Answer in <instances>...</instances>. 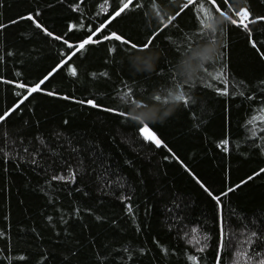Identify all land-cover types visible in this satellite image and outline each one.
<instances>
[{
  "label": "trees",
  "instance_id": "1",
  "mask_svg": "<svg viewBox=\"0 0 264 264\" xmlns=\"http://www.w3.org/2000/svg\"><path fill=\"white\" fill-rule=\"evenodd\" d=\"M50 2L53 3V8L44 13L43 19L50 30L55 27L58 34H63L67 31L64 26L69 20L75 23L80 18V13H73L69 7V4L78 3L79 0ZM112 2L113 0H108V5ZM236 2L240 3L241 0ZM141 3L146 5L142 11L154 14V7L161 8L163 12H171L177 4L182 5L186 0H163V3L161 0H136V4ZM252 4L257 12L264 11V4H261L260 0H252ZM30 6H36L35 0H5L4 4L0 5V20L6 22V18H15L18 13L24 14ZM106 6L104 0H86L82 8L86 9L88 22L95 24L98 15L106 18V14L101 12ZM180 23L185 30L191 29L194 23L193 13L186 10L180 17ZM34 31V26L30 27L29 22L10 25L6 33L0 31V49L4 48L6 37V43L15 53L14 57L0 61V72L6 73L9 79L14 78V70L19 68L30 81L52 62L61 47L66 48L62 42L45 38L42 34L34 35ZM73 31L83 30L77 28ZM171 31L170 29L169 32ZM173 40L176 45L183 42L178 33L173 35ZM225 43L229 44L231 54L230 65L227 62L225 64L227 75L211 81L210 76L205 74L203 82L193 85L194 88L200 89L198 95L203 98L206 106V114L202 117L203 123L200 128L193 127L191 113L187 116L174 117L160 125L162 138L214 188H221L222 181L229 182V177L230 182L238 183L239 179L244 178L245 173L250 174V169H256L258 165L264 166L261 162L264 158L250 151L243 154L247 148L245 137L259 142V137L264 132V124H260L258 120L254 124L246 123L255 114L253 110L258 107L261 93L264 92V86L259 83L264 79V65L256 60L254 51L246 45L245 33L242 30L233 29ZM108 46V44L95 46L88 52L86 59L79 61V79L68 77L67 69H64L61 75L51 80L49 88L75 91L78 97L95 95L101 102L119 104L120 101L116 100L115 96L118 91L126 90L122 87V80L124 85L137 90L148 87L151 81L146 83L144 77L135 75L127 65L124 66L127 77L125 78L118 74L117 67L105 64ZM228 55V51H225V57ZM116 60H120L119 55L116 56ZM218 70L219 65H213L208 68V73L214 75ZM85 71L89 73L95 71L97 76L86 77ZM104 71L109 72V77L100 75ZM229 76L235 80H245L248 85L245 89L246 96L253 95L255 103L238 96L224 97L215 92L216 87L224 86L223 80ZM133 77L135 84L132 83ZM11 87L13 86L0 84V108L10 106L9 101L12 97L10 92L5 90ZM136 98L139 99V95ZM35 111L32 127L23 125L21 120H17L15 124V129H27L30 133L26 139L13 137L22 142L9 144L8 147L0 141V148L9 152L11 157L23 156L25 159L29 158L34 148L39 147V141L34 140L38 134L45 139L47 145L41 149L44 153L43 158L36 157L37 165L19 161L22 168L16 170L15 160L0 164V226L11 225L7 230L12 234L13 245L23 247L24 245L17 244V238L23 236L24 239H28V236H31L34 252H43L45 249L54 252L57 245L84 244L86 248L92 245L93 253L101 252L105 256L107 253H104L103 249H108L113 253L114 264H178V262L182 264L181 251L185 245L183 240H178V233L183 236L184 231H189L195 226L197 218L201 221L209 219L213 208L209 203L210 198L184 172L177 161L163 160L164 155H170L166 149L156 150L153 146L145 147L141 151L139 145L130 142L129 135L123 133L110 114L89 106L41 96L37 100ZM29 115H23V120H28ZM66 118L70 123L65 128L62 121ZM36 119L40 120L38 126L35 125ZM256 124H260V127L256 136L252 137L251 130L256 128ZM56 132H62L63 138L57 140L53 135ZM225 136L230 140L228 153L216 147L218 140ZM72 140H79L80 143H69ZM92 144H99L104 149V156L112 164L111 170L106 172L98 160L93 162L88 159L85 161L86 167L80 166L79 182L68 183L50 179L54 171H63L61 164L67 162L75 168L84 159L83 151L77 154L72 149H83L85 145ZM25 148L28 149L27 153L24 151ZM125 160L132 163L125 164ZM53 162L54 168L50 167ZM4 167L9 169L7 173L3 171ZM33 168L36 170L33 171ZM119 176L124 178L121 181L124 184L122 190H117L111 185L102 188L106 179L115 181ZM46 179L49 184H45ZM41 187L44 188V192L40 191ZM77 189L80 191L77 192ZM85 191L89 193L88 196H84ZM121 191L125 196L133 197L129 201L133 205L131 214L124 210L125 202L118 199ZM225 205L226 216L230 210H235L236 217L246 216L253 221H256L257 217H264V175L258 179L254 178L246 186H241L231 195L230 203L226 197ZM77 206L81 209L90 207L93 213L81 210L80 215L76 216L72 214V209ZM96 215H101L104 220L97 221ZM133 215L136 217L135 222L132 219ZM5 216L8 217L7 221L4 220ZM46 216L53 217L51 224L44 219ZM61 216L64 217V224L59 223ZM112 219L116 220L115 225L111 223ZM140 222L150 227L142 228L138 232L135 223ZM257 226L259 227L258 221ZM33 228L40 232L41 239L35 238ZM24 232L28 236H24ZM153 236L157 237L161 244L178 249L176 254L163 257L152 240ZM243 238L240 237L241 240ZM124 246L132 248L134 252L141 246L149 251L143 254L142 259L138 256L134 260H129L127 254L122 252ZM116 252H120L121 255H115ZM202 255L207 256V253ZM5 264L9 262L5 261ZM49 264H52L51 260ZM226 264H232V260L226 258Z\"/></svg>",
  "mask_w": 264,
  "mask_h": 264
},
{
  "label": "snow or ice",
  "instance_id": "2",
  "mask_svg": "<svg viewBox=\"0 0 264 264\" xmlns=\"http://www.w3.org/2000/svg\"><path fill=\"white\" fill-rule=\"evenodd\" d=\"M4 2L5 0H0V5ZM85 2L86 0H79L78 3L69 4L73 13H80V18L75 23L69 20L64 26L67 31L63 34H58L55 27L50 30L43 19L44 13L53 8L50 0H35L36 6H30L24 14L18 13L15 18H6V22L0 20V31L2 32L6 33L10 25L16 26L22 22H29L30 27L34 26V35L42 34L43 37L52 38L66 46V48L61 47L52 62L30 81L19 68L14 70L12 79H9L6 73L0 72V84L13 86L5 90L10 92L12 97L9 101L10 106L5 105L0 108V141L8 147L9 144L15 145L22 142L13 137L26 139L30 135L27 129H15V124L17 120H21L23 125L32 127V117L36 116L35 107L41 96L59 101H71L110 114L123 133L129 135L130 142L139 145L141 151L145 147L152 148L153 146L156 150L166 149L170 155H164L163 160L177 161L184 172L210 198L209 203L213 208L210 218L204 221L197 218L195 226L189 231H184L183 236L178 233V240H183L185 245L181 251L182 264H188V262L191 264H226V258H230L232 264H241V258L242 264H264V217H257L256 221L249 220L246 216L236 217L235 210H230L229 214L225 215V198L227 197L230 203L231 195L241 186H246L254 178L258 179L264 175V166L258 165L256 169H250V174L245 173L244 178L239 179L238 183L230 182L229 177V182L222 181L221 188H214L193 167L181 159L169 143L162 138L163 133L160 131L162 123L174 117L187 116L189 113L192 114L193 127L200 128L203 123L202 117L206 114V106L203 98L198 95L200 89L194 88L193 85L203 82L205 74L210 76L211 81L219 80L227 75L225 64L227 62L230 65L231 54L229 44L225 41L233 29L242 30L245 33L246 45L254 51L256 60L264 65V11L257 12L252 0H241L240 3L236 0H186V3L182 5L177 4L171 12H163L161 8L154 7V14H149L147 11H142L146 5L136 4V0H113L111 5H108V0H104L107 6L102 8L101 12L106 14V18L103 15L94 14V16L98 15V19L93 24L88 22L85 15L86 9L82 8ZM260 2L264 4V0ZM186 10L194 15V23L191 29L187 30L180 23V17ZM77 28L83 31H73ZM170 29L171 32H169ZM177 33L183 39L179 45H176L173 40V35ZM104 44L109 45L106 49V65L117 67V72L122 77H125L124 66L127 65L135 75L144 77L146 83L151 81L148 87L137 90L124 85L122 80V87L126 90L117 92L115 99L120 101L119 104L101 102L100 98L95 95L78 97L75 91L49 88L51 80L61 75L64 69H67L68 77L79 79V61L86 59L92 48ZM5 49L8 50L5 52ZM225 51H228V57H225ZM0 53H3L0 54V61H6L15 55L14 50L10 49L6 43V37L4 48L0 49ZM117 55L120 56L119 61L116 60ZM213 65H219V70L211 75L208 73V68ZM100 75L109 77V72L104 71ZM85 76L95 78L97 73L85 71ZM132 83H136L134 77ZM259 83L264 86V79H261ZM223 84V87L214 89L217 94L224 97L238 96L255 103L253 95L246 96L245 89L248 85L244 79L235 80L229 76L223 80ZM208 86L211 87V84ZM17 89L24 91H17ZM138 95L139 99L136 98ZM253 111L255 114L246 123L254 124L258 120L260 124H264V92L261 93L258 107ZM28 114H30L29 119L23 120V115ZM69 123L70 120L67 118L62 121L65 128ZM39 124L40 120L36 119L35 125ZM260 124H256V128L251 130L252 137L256 136ZM53 135L57 140L63 138L62 132H56ZM34 140L39 141V147L34 148L28 159L23 156L11 157L9 152L0 148V153H2L0 164L15 160L17 161L16 170L22 168L19 161H23L24 164L37 165L36 157L43 158L44 153L41 149L47 145L45 139L39 134L34 137ZM69 143L79 144L80 141L72 140ZM245 143L247 148L243 154L250 151L264 158V132L261 133L259 142L245 137ZM229 144L230 140L225 136L218 140L216 147L228 153ZM24 151L27 153L28 149L25 148ZM72 151L77 154L83 151L84 159L75 168L67 162L61 164L63 171H54L50 176L52 181L79 182L80 166L86 167L85 161L88 159L93 162L98 160L101 168H104L106 172L112 168V164L104 156V149L99 144L85 145L83 149L74 148ZM261 162L264 163V159ZM124 163L131 164L132 161L125 160ZM50 167L54 168L55 162ZM3 171L7 173L9 169L4 167ZM123 179V176H119L115 181L110 178L106 179L102 188L111 185L117 190H122L124 188V184L121 183ZM45 184H49L47 179ZM40 191L45 190L41 187ZM79 191L80 189H77V192ZM83 194L84 196L89 195L86 191ZM118 199L125 202L124 210L131 214L133 205L129 201L133 197L125 196L121 191ZM81 210L93 213L90 207L81 209L77 206L72 209V214L79 216ZM145 214H147V208ZM234 217H236L235 220ZM44 219L49 224L53 221L52 216H46ZM95 219L103 221L104 217L96 215ZM132 219L136 221L135 215ZM4 220L7 221L8 217L5 216ZM241 221H247V223H241ZM59 223H65L63 216L60 217ZM111 223L115 225L116 220L112 219ZM10 227V224L7 227L0 226V264H5V261L9 264H49L50 260L52 264H114L112 252L103 249V252L107 253L106 256L101 252L93 253L92 245H88L87 248L84 244L79 246L75 244L57 245L54 252L48 249L43 252H34L31 243L33 238L26 232L24 236H28V239H24L23 236L17 238V244L24 246L15 247L12 243V234L7 230ZM148 227L150 226L143 222L135 223V229L138 232ZM20 231L23 232L22 229ZM65 231L67 232V225H65ZM32 232L35 233V238H42L35 228ZM241 236L244 237L243 240L240 239ZM152 240L163 257L175 255L178 251L176 248L161 244L155 236ZM146 251L149 250L143 246L135 252L128 246L122 248V252L127 254L129 260H134L138 256L142 259ZM13 253L17 255L14 256ZM205 253L207 256L202 255ZM115 255L120 256L121 253L116 252Z\"/></svg>",
  "mask_w": 264,
  "mask_h": 264
}]
</instances>
